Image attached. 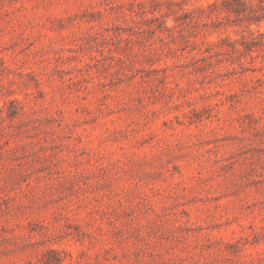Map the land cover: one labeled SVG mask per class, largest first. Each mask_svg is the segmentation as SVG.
Here are the masks:
<instances>
[{"label":"rangeland","instance_id":"374dc122","mask_svg":"<svg viewBox=\"0 0 264 264\" xmlns=\"http://www.w3.org/2000/svg\"><path fill=\"white\" fill-rule=\"evenodd\" d=\"M0 264H264V0H0Z\"/></svg>","mask_w":264,"mask_h":264},{"label":"trees","instance_id":"16d2710c","mask_svg":"<svg viewBox=\"0 0 264 264\" xmlns=\"http://www.w3.org/2000/svg\"><path fill=\"white\" fill-rule=\"evenodd\" d=\"M241 3V10L243 11L246 7V0H238Z\"/></svg>","mask_w":264,"mask_h":264}]
</instances>
